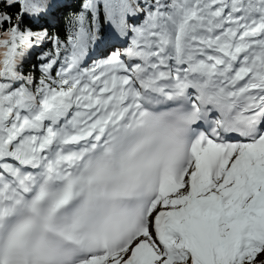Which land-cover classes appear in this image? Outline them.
Listing matches in <instances>:
<instances>
[{"label":"snow or ice","instance_id":"obj_1","mask_svg":"<svg viewBox=\"0 0 264 264\" xmlns=\"http://www.w3.org/2000/svg\"><path fill=\"white\" fill-rule=\"evenodd\" d=\"M0 264H264V0H0Z\"/></svg>","mask_w":264,"mask_h":264}]
</instances>
